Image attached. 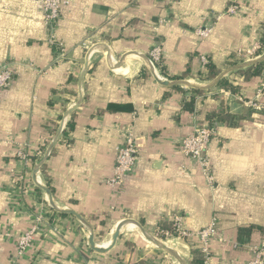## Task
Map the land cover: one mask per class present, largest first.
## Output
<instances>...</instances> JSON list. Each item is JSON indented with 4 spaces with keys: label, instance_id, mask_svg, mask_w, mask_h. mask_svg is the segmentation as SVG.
Masks as SVG:
<instances>
[{
    "label": "crops",
    "instance_id": "crops-1",
    "mask_svg": "<svg viewBox=\"0 0 264 264\" xmlns=\"http://www.w3.org/2000/svg\"><path fill=\"white\" fill-rule=\"evenodd\" d=\"M61 1L55 31L63 52L55 55L40 0H0V63L14 71L12 84L0 91V264L13 261L14 240L43 209L46 218L16 264H160V251L149 247L136 224L121 229L110 251L96 253L88 228L52 210L35 184L50 190L58 209L81 215L101 248L111 244L125 218L153 236L157 229L170 231L179 214L191 233L215 223L208 264H249L252 247L264 242V113L237 126L215 123L206 151L212 183L177 143L223 110L243 114L244 103L259 89L264 103V66L252 78L237 73L256 65L225 75L239 85L236 93L215 86L196 94L158 83L145 65L160 46L161 65L154 70L159 79L203 86L212 80L197 78L207 62L218 76L258 59L264 54V48L256 49L264 33V0ZM233 3L238 12L225 14ZM208 27L207 37L196 35ZM80 81L81 103L66 120L73 124L70 143L60 140L61 132L43 164L46 176L42 167L34 176L65 113L77 105ZM190 102L191 110H185ZM129 131L136 143L135 169L117 191L106 181L115 149ZM23 149L31 161L26 173L16 157ZM171 240L176 242L159 241L188 264L191 246L201 247L195 237ZM170 257L169 264H179Z\"/></svg>",
    "mask_w": 264,
    "mask_h": 264
},
{
    "label": "built area",
    "instance_id": "built-area-1",
    "mask_svg": "<svg viewBox=\"0 0 264 264\" xmlns=\"http://www.w3.org/2000/svg\"><path fill=\"white\" fill-rule=\"evenodd\" d=\"M167 1V0H162ZM42 6L44 25L47 31L46 41L51 46H56L60 53L63 52V46L58 43L56 37V27L60 17V10L62 1L61 0H40ZM238 3H233L227 7L225 14L233 15L238 12ZM218 19V16L215 17ZM211 28L197 29L195 31L196 35L205 38L209 35ZM261 46L258 45L256 49H260ZM262 49V48H261ZM252 51L249 52V55ZM161 58V48L160 46L154 47L149 54L148 61L153 70L156 69L155 63H159ZM206 63V60H204ZM14 80V71L10 63L4 62L0 63V91L7 89ZM261 97V90L259 89L255 95V99L246 101L244 104L247 108H252L254 110H260L264 107L259 99ZM65 123L61 126L62 130L65 128ZM215 135V125L212 127L208 126H198L193 133L181 138L177 147L180 153L188 158L193 159L199 163L202 173L205 175L208 183H212V170L208 157L206 156V151L209 146L210 139ZM135 154H136V143L131 131L127 132L124 140L115 149V159L112 176L107 179L106 184L120 191L128 177H130L135 169ZM17 160L23 166V172L26 173V168L29 167L30 156L23 149L18 150L16 154ZM33 166V164H31ZM23 176L19 177L21 180ZM46 218L44 209L39 211L33 219L32 226L18 236L15 240L16 255L10 264H16L17 260L31 247L33 243V237L37 232V225L41 223ZM172 227L170 231L164 229H157L156 236L163 237L165 239L179 238L187 239L195 237L201 247L200 250L203 253L204 261L203 264H208L210 258L209 242L211 238L216 234L215 223L211 221L206 227L202 228L196 233H191L186 230L183 226L182 217L179 214H175L172 217ZM252 258L249 264H264V242L252 247L251 249Z\"/></svg>",
    "mask_w": 264,
    "mask_h": 264
},
{
    "label": "water",
    "instance_id": "water-1",
    "mask_svg": "<svg viewBox=\"0 0 264 264\" xmlns=\"http://www.w3.org/2000/svg\"><path fill=\"white\" fill-rule=\"evenodd\" d=\"M122 61H118L117 63H115V66L116 67H119L120 64H121ZM264 62V54L259 57L258 59L252 61V62H244V63H241V64H237V65H234L233 67L229 68L228 70L220 73L218 76H216L214 79H212L208 84L206 85H203V86H197V85H193V84H190L189 82H186V81H183V80H173V81H162L161 79H159L153 68L151 67V65L149 64V61L147 60L146 62V69L149 71V73L152 75V77L154 78L155 81H157L158 83L162 84V85H165V86H171V85H178L180 87H183V88H186V89H190V90H195V91H204V90H209L213 87H215L217 85V83L225 76L227 75L228 73L232 72V71H236V70H240V69H243V68H248V67H251L253 65H257L259 63H262ZM87 70V64L85 65L84 67V71L82 73V76L81 78H83L85 72ZM81 100H82V90H81V81L79 83V96H78V102H77V105L74 107V109L70 110V111H67L64 115V117L62 118L61 122H60V125H59V129L57 130V133L53 139V141L51 142V144L47 147V149L45 150L41 160L38 162V164L35 166V169H34V176L39 174L40 172V168L43 166V164L45 163V161L49 158V156L51 155V152H52V149H53V146L55 144V142L57 141L58 137L60 136L61 132H62V125L65 123V121L67 120V118L69 117V115L71 113H73L78 107H79V104L81 103ZM37 188L43 190L47 196H48V205L49 207L56 211L57 213H60L62 215H70V216H73L75 218H77L86 228H88L89 232H90V235H89V239H88V244L90 246V248L95 251L96 253H106L108 251H110L113 246L115 245L116 241L118 240L120 234H121V229L123 228V226L126 224V223H129V222H132L136 225L139 226V228L141 229L145 239L153 245V247L161 250V251H164L165 253H167L168 255H171L172 257L174 258H177L179 260V264H188V259L182 257V256H179L175 251L161 245V244H158L156 243L155 241V238H153L149 232L143 227V225L138 222L137 220L133 219V218H125L123 219L122 221H120L118 223V225L116 226V229L113 233V236H112V242L111 244L106 247V248H101L100 245L97 244L96 242V239H95V234H94V231L93 229L91 228V226L89 225V223L79 214L75 213L74 211H64V210H60L58 209L54 202H53V198H52V194L50 192V190L47 188V187H44V186H41L39 184H35Z\"/></svg>",
    "mask_w": 264,
    "mask_h": 264
},
{
    "label": "trees",
    "instance_id": "trees-1",
    "mask_svg": "<svg viewBox=\"0 0 264 264\" xmlns=\"http://www.w3.org/2000/svg\"><path fill=\"white\" fill-rule=\"evenodd\" d=\"M259 45L262 46L261 48H264V33L261 35L260 39H259ZM53 48V52L56 55L58 50L56 48V46H51ZM161 65V58H160V62L159 63H155V66L158 68ZM264 66V62L259 63L256 66H253L251 68H248L244 71H240L237 74L238 75H247V76H258L261 72H262V68ZM217 76V72L215 71L213 65H211L209 62H207L204 65V69L198 74L197 78L199 80H210L213 79ZM140 77L141 78H145L146 77V73L144 71H141L140 73ZM236 83V82H235ZM216 88L219 89H223V90H227L230 91L231 93H236L239 90V85H234L233 83H229L225 78H222L216 85ZM194 93L196 94H200L202 93L201 91H195ZM189 106H192V102L190 103H186L183 108L185 110H191V108ZM260 114V113H264V107L261 108L260 110H254L252 108H247L246 107V111L243 114H232L229 113V111L227 110H223L221 111V113L219 114H214L209 118V123H208V127H212L215 125V123H226L227 125H231V126H237L239 125V123L244 120V119H253L254 117H251L253 114ZM73 128V124L71 123V121L69 120L66 123L65 128L62 131L61 134V141H63L65 144H69L70 141L68 140V134L70 133V131ZM31 158H35L34 156H31ZM41 172L44 176H46V172H45V167L42 166L41 168ZM47 186H49L48 182L46 184ZM172 224V223H171ZM171 224L169 225V228L167 229H171ZM102 233H97V237L99 238V236H101ZM191 246V245H190ZM204 261V256L202 251L199 248L194 247L193 245L191 246L190 249V259H189V264H203Z\"/></svg>",
    "mask_w": 264,
    "mask_h": 264
},
{
    "label": "rangeland",
    "instance_id": "rangeland-1",
    "mask_svg": "<svg viewBox=\"0 0 264 264\" xmlns=\"http://www.w3.org/2000/svg\"><path fill=\"white\" fill-rule=\"evenodd\" d=\"M128 218H130V217H128ZM153 234H154V233H153ZM151 236H152V235H151ZM152 237H153V238H156V239H158V240H160V241H167V242H172V243H175V242H176L175 240L172 241L171 239H169V241L166 240V239H161L160 237H158V236H156V235H153ZM149 244H150V243H149ZM149 244H148V246H149ZM149 247H151L152 249H156L157 251H160V252H159V255H160V260H159V262H160V264H169V262L171 261V257H170V255H168V254L165 253L164 251H161V250H159V249L153 247L152 244H150Z\"/></svg>",
    "mask_w": 264,
    "mask_h": 264
},
{
    "label": "bare ground",
    "instance_id": "bare-ground-1",
    "mask_svg": "<svg viewBox=\"0 0 264 264\" xmlns=\"http://www.w3.org/2000/svg\"><path fill=\"white\" fill-rule=\"evenodd\" d=\"M128 224H134V223H132V222H129V223H126L125 225H128ZM125 225H124V226H125ZM124 226H123V227H124ZM138 228H139V226H138ZM139 230L141 231V229H140V228H139ZM141 232H142V231H141ZM155 241H156V243H158V244H161V243H160V241H159V240H157L156 238H155ZM170 248H171V247H170Z\"/></svg>",
    "mask_w": 264,
    "mask_h": 264
}]
</instances>
